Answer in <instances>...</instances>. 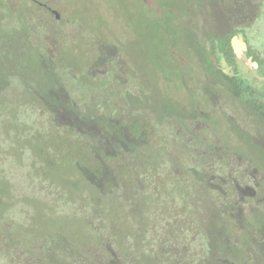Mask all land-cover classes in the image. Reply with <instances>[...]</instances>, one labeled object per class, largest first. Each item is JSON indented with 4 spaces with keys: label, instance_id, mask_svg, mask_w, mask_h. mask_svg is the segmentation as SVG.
I'll use <instances>...</instances> for the list:
<instances>
[{
    "label": "rangeland",
    "instance_id": "rangeland-1",
    "mask_svg": "<svg viewBox=\"0 0 264 264\" xmlns=\"http://www.w3.org/2000/svg\"><path fill=\"white\" fill-rule=\"evenodd\" d=\"M236 1L0 0V212L21 223L0 261L104 264L85 220L100 218L137 263L157 247L264 264V79L247 55L264 51V0ZM231 31L236 70L216 49ZM206 56L251 94L209 80Z\"/></svg>",
    "mask_w": 264,
    "mask_h": 264
},
{
    "label": "trees",
    "instance_id": "trees-1",
    "mask_svg": "<svg viewBox=\"0 0 264 264\" xmlns=\"http://www.w3.org/2000/svg\"><path fill=\"white\" fill-rule=\"evenodd\" d=\"M210 1H213L212 2V6L217 5V4L218 5L221 4L223 6H227L226 5V0H210ZM233 5L234 4L231 3L230 6L232 7ZM253 11L255 13V9ZM213 12H215L217 16H219V14L222 13L221 9L218 10V11H216V9H215ZM228 13L230 15H232L233 17H234V15L236 16V12H234L233 7L228 10ZM237 19H238V16H236V18H233L231 20V22L232 21H236ZM242 22H243V24L245 23V15H244V17H242V21L240 20V23L241 24H242ZM243 24L240 27L236 28L235 31H243V29L246 27L245 24L244 25ZM231 35H233V31H231L229 34H226V35H223V36L219 37L217 39V45H218V42H219L220 43V47H221V48H219L220 51H222L224 53V55L226 56V58L228 60V64H235L234 65V69L236 70L237 67H236V63H235V60H234V58L236 57V55L233 52V50L231 48V45H230V41H229V38H230ZM211 41H213V40L211 39ZM214 43H215V41H213V44ZM247 55L253 57V60L257 64V69H258L259 74L264 77V56H263L264 55V51H263L262 54H260L258 56L257 54H252V51H250V48H248ZM205 60H207V62H208V69L207 70L210 73L212 72L211 74H209V80H212L213 81V80H216L217 78H220V80H222V84L224 85V87H226V89L230 93H232L233 95H238V94H241V93H246V94L249 93V95L251 94V89L249 87H248L249 89H247V87H246L245 84H244L245 86H243L242 80L239 77H235L236 75L235 76L234 75L228 76L227 74L223 73L219 68H217L216 66H214V65L211 64V60H210L209 57L206 56V59ZM207 62H205V63L207 64ZM249 90H250V92H249ZM256 104L257 105H254V106H256V107L259 106L260 109H262L264 107V105L261 104V103H256ZM119 186H120V184H119ZM153 191H154V188H151L150 193L152 194ZM0 198H2V197H0ZM135 200L140 202V205H141V207L143 209H146L147 211H149V206L150 205H146V203L144 204L143 201H140L138 199H135ZM4 203H5V200H3V198H2V200L0 199V207L4 206V205H2ZM179 205H180V203H179ZM159 209H161V208L158 207V210ZM161 212H163V215L162 216L164 217L169 212V210L165 207L164 209H162ZM159 215H160V211H159ZM126 216H127V214H126ZM99 217H102V218L104 217V215L102 214V212L100 213V216ZM122 219H124V218H122ZM122 219H120V220H122ZM160 219H161V217H160ZM170 219L171 218L169 217L167 219V221H169ZM85 220H86V223H87L86 226L89 227L87 230H91L92 232L96 233V235L94 236V238H98L97 239L98 240L97 242L99 243V245L100 246L107 245V246H110V247L113 248V251H114L113 254H111V251L109 249H107V247H106V250L104 249V251L106 253V256H107L106 262H104V264H125L128 261H133L134 262L133 264H141V263H137V261H140L141 260V257L140 256L143 255L142 252L137 251V249H136V251L126 250L125 249L124 240H121V241H119V240L118 241L113 240V238L115 239V237H116V233H114V229L117 228V224L115 223V221L113 223V227L111 229L109 228L110 230H113V232L111 234L112 235V241L113 242H111V241H109V239H107L106 237L103 236L104 235L103 227L99 226V224H98L99 221H100V218H96L95 220H93V218L92 219L85 218ZM96 221H98V223ZM104 221L108 222L107 219H104ZM167 221L165 220V223ZM20 224L21 223L17 222V220L14 217L10 216L8 213L0 212V234L5 235L7 237V240L12 235H16L17 237H19L20 234L16 233L15 231H17V225H20ZM166 225L167 224H165V225L163 224V226H164L163 228H165ZM165 229L167 231L170 230V228L167 227V226H166ZM115 232H117V231H115ZM166 235L169 236V238L171 236V234H166ZM170 239H174V234H172V237ZM219 249H220V247L214 248L215 252H218ZM142 250L144 251L145 254L151 255V253L149 251H146L143 248H142ZM129 251L131 253V256L126 257V255L129 254ZM11 252H9V251L7 252V255H8V257L10 259H12ZM83 252H84V250H83ZM22 253L29 254L28 257L29 256L30 257L33 256V258H34V256H37V258H39V260H40V264H44L42 261L43 260H47V256L45 254H43L42 251H40V252H37V251H33V252H30V251H22ZM208 253H211L212 254L211 251L210 252L208 251ZM226 253H227V251H224L223 252V255H226ZM173 254H174V252L167 253L165 250L158 249L156 247L155 250H154V255H155V257H154V259H155L154 263L155 264H182V262L180 261V258L179 257H175ZM209 258L212 259V257H209ZM10 259L8 260L9 263L6 262V261H0V264H7V263L8 264H23L21 262V260H16V259L10 260ZM228 259H229V257H227V256L224 257L222 264H224L225 261L227 262ZM30 261H31V263L29 262L30 264H34L35 263L34 260H30ZM213 261H208V262H206V264H220V262H221L220 261V258H215ZM142 264H145V263L143 262ZM185 264H187V263H185ZM200 264H203V262H201ZM226 264H238V262L237 263H234V260H233V262L232 261H228Z\"/></svg>",
    "mask_w": 264,
    "mask_h": 264
},
{
    "label": "flooded vegetation",
    "instance_id": "flooded-vegetation-1",
    "mask_svg": "<svg viewBox=\"0 0 264 264\" xmlns=\"http://www.w3.org/2000/svg\"><path fill=\"white\" fill-rule=\"evenodd\" d=\"M33 2L35 1V0H32ZM38 3V5H44V4H39V2H37ZM53 13H55L52 9H50ZM243 40H245V37H244V39ZM245 43H246V41H245ZM199 44V43H198ZM247 45V44H246ZM214 48H215V46H214ZM216 49L218 50L217 51V53L219 54V61H220V63H221V66H224V65H228L227 63H228V60H227V58H226V56L224 55V53L222 52V51H220V49L219 48H217L216 47ZM244 49H246V48H244ZM235 50V49H234ZM221 66H219V67H221ZM217 67V66H216ZM218 68V67H217ZM221 68H223V67H221ZM244 190H251V189H249L248 188V186H246V188L244 189ZM246 192V191H245ZM245 197V196H244ZM8 252V251H7ZM0 253H6V250H4V249H2L1 251H0ZM13 258H14V256H12V259L11 260H13Z\"/></svg>",
    "mask_w": 264,
    "mask_h": 264
},
{
    "label": "water",
    "instance_id": "water-1",
    "mask_svg": "<svg viewBox=\"0 0 264 264\" xmlns=\"http://www.w3.org/2000/svg\"><path fill=\"white\" fill-rule=\"evenodd\" d=\"M54 12H55V10H53ZM234 40L232 39V42H233ZM237 41H240V40H237ZM241 42V41H240ZM235 48V47H234ZM235 51H236V53L238 52V50L237 49H235Z\"/></svg>",
    "mask_w": 264,
    "mask_h": 264
},
{
    "label": "crops",
    "instance_id": "crops-1",
    "mask_svg": "<svg viewBox=\"0 0 264 264\" xmlns=\"http://www.w3.org/2000/svg\"><path fill=\"white\" fill-rule=\"evenodd\" d=\"M257 67V66H256ZM262 76V75H261ZM262 78L264 79V77L262 76Z\"/></svg>",
    "mask_w": 264,
    "mask_h": 264
}]
</instances>
